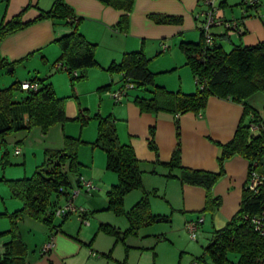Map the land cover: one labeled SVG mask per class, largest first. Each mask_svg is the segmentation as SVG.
<instances>
[{
  "label": "crops",
  "instance_id": "obj_1",
  "mask_svg": "<svg viewBox=\"0 0 264 264\" xmlns=\"http://www.w3.org/2000/svg\"><path fill=\"white\" fill-rule=\"evenodd\" d=\"M53 2L54 0H0V22L12 19L26 7L22 19L33 20L42 11L49 10ZM66 2L73 7L76 15L82 18L79 24L80 31L89 41L98 45L96 59L102 68L110 66L114 61L120 62L126 52L140 50L139 47L149 52L158 49L157 53H166L171 48L167 43L179 46L182 41H199L207 10V5L201 0H135L133 9L128 14V29L124 32L117 27L123 11L100 0H66ZM217 5L218 16L236 24V27L229 28L226 25L211 27L210 32L216 43L222 44L229 51L235 44L254 45L264 42V0L247 9L243 5V0H217ZM154 16H171L178 20L160 23ZM72 31L73 26L70 24L56 22L51 18L41 19L5 36L0 42V54L8 61L14 62L11 71L21 68V75L26 77L23 82L18 81L21 84L37 77L47 78L54 87L51 76L55 67L57 71L64 70L59 69V63H56L61 50L55 40ZM164 45H167L166 49ZM174 61V67H178L179 58ZM150 63V70L157 73L150 67ZM97 70L93 69L91 73L89 71L86 73L88 78L86 82L89 81L92 85L91 90H83L85 82L82 81L74 88L76 89L74 94H66L68 97L65 101L66 116L77 118L80 108L86 113H93L89 105L81 107L85 102L76 97L91 96L89 94L101 97L98 114L104 117L110 116L116 125L120 142L129 143L134 147L137 157L142 161L143 183L157 188L158 191L156 196L150 197L151 210L154 214L166 215L169 221L164 222L166 226L160 230L153 226L150 230L148 227H146L148 229L140 228L124 241L120 240L101 231L99 227L101 224H109L125 231L129 228L127 217L125 216L127 220L125 222L123 219L109 217L107 215L109 213L101 214L108 208V202L103 203L99 194L93 195L81 191L75 203L78 206L83 205L88 210L86 217L88 223H82L76 213L69 215L65 220L59 222L56 220L57 224H62L55 229H50L46 224L29 215H24L18 220L16 232L21 242L16 243L15 247L12 246L10 256L21 258L24 264H165L160 263L157 257V254H160L156 252L157 244L170 241L176 244V237L180 233L184 234L187 221L203 216L204 223L199 232L211 230L212 233L213 229L223 228L241 208L244 189L249 185L250 179V162L245 157L234 155L225 161V172L213 188L214 195L221 198V204L213 214L205 210L207 193L204 186L183 183L178 177H168L170 172L179 174V170H172L168 166L154 162L158 158L163 162L170 161L175 149L180 145L183 166L218 172L221 145L233 139L244 116L242 104L230 99L210 96L203 112H188L177 117L178 135L175 115L142 111L134 102L136 95L144 93L139 89L130 90L119 102L114 101L109 96L108 90H117L123 85V74L118 72V77L111 74L109 80L107 75ZM74 74L80 75L78 70ZM163 78L158 77V84L172 91L181 90L191 93L197 89L194 76L196 88L193 90L189 82L176 89L175 82ZM113 85L117 86L113 88ZM22 92L26 94L25 91ZM77 100L80 105L77 104ZM248 121L249 117L246 118V122ZM152 127L155 131L154 141L158 155L149 146ZM253 127L256 126H252V129H255ZM7 138L5 137L4 142L0 143V165H3L2 171L0 167V217H5L0 218V246L9 245L13 241L11 229L14 225L10 214L23 207V201L14 196L8 181L31 176L27 168L24 174L16 169L10 171L9 168L6 169L5 164L13 161ZM27 140L28 137L22 138L20 141H15L14 145L25 143ZM60 143L62 142L45 144L44 162L45 150L62 149ZM14 147L20 148L18 145ZM15 151L16 149L13 151L14 155L23 154L25 163L29 161L28 154L23 153L22 148L19 154ZM39 152L36 150V155ZM3 179L8 185L2 182ZM88 179L94 182L91 176ZM130 195H126L124 200L126 211L136 203L129 208L128 198L130 202L135 198L138 199L137 201L141 199V195L140 197L139 195L130 197ZM61 202L64 203L63 199ZM150 236L153 238L152 242L151 239L150 241L147 239ZM49 241H53L54 245L45 252L44 245ZM195 259L196 256L189 264Z\"/></svg>",
  "mask_w": 264,
  "mask_h": 264
},
{
  "label": "trees",
  "instance_id": "obj_2",
  "mask_svg": "<svg viewBox=\"0 0 264 264\" xmlns=\"http://www.w3.org/2000/svg\"><path fill=\"white\" fill-rule=\"evenodd\" d=\"M100 1L123 11L117 27L120 31H127L128 14L132 11L135 0ZM26 9L27 7L8 21L0 22V42L5 36L33 22L51 18L56 22L73 26L72 32L55 40L61 50L57 60L61 65L59 69L67 70L70 75L76 70H83L82 75H75L71 79L74 82L86 77L89 68L99 65L96 59L97 44L89 41L80 31L79 24L82 18L76 15L66 0H54L49 10L42 11L37 18L30 21L22 19ZM154 18L160 23L178 20L171 16ZM201 36L199 41H182L179 44L186 65L190 67L196 80L197 89L194 92L172 91L157 84L156 73L150 70V58L143 49L126 52L120 62L111 63L108 71L122 73L124 82L131 79L136 85L134 89L149 92L134 97V102L144 112H165L175 115L176 118L188 112L200 113L206 108L210 96L230 99L244 106V116L233 139L221 145L218 172L183 166L180 145L175 149L170 161L163 162L158 158L154 164L179 170V174L170 172L168 177H178L183 183L204 186L207 193L205 210L213 214L221 204V198L214 195L213 188L225 172V161L234 155L248 159L249 177L251 172L255 171L261 176V183L256 189L246 186L239 211L223 228L212 230L203 255L196 257L194 261L200 264H226L229 261V254L232 253L237 258L233 264H264V236L255 229L251 221L253 216L264 215V121L259 112L247 101L253 93L259 90L264 92V42L254 45L235 44L228 51L215 41L211 45L207 44L204 29ZM13 64L14 62L8 61L0 54V70L12 67ZM30 82L38 83V89H22L18 81L0 89V143L4 142L10 133L23 129L31 130L34 126L41 127L46 134L51 126L64 123L68 119L65 113L66 98L57 95L47 78L34 77ZM17 91H25L26 94L16 99ZM95 117L99 120V126L94 145L106 152L107 167L118 175L117 184L108 192V210L117 215H125L129 221V228L125 231L109 224H101L100 230L124 241L126 237L135 234L144 226L168 222L169 217L154 214L151 210L150 197L157 195L155 189L145 190L143 197L129 211L124 209V198L128 193L137 189L144 190L142 161L137 157L131 144L120 142L116 125L110 116L97 114ZM77 119L85 122L89 115L80 108ZM176 124L179 135L178 118ZM252 126L256 128L252 129ZM150 132L149 146L158 155L154 127ZM78 143V139L65 135V146L62 149L47 148L45 162L32 176L8 181L14 196L23 201V207L10 214L14 225L11 229L13 241L4 246L5 255L0 256V264H24L21 258L10 256L12 246L15 247L16 243L21 242L16 229L18 220L24 215L46 224L50 229L62 224L56 223L55 210L62 205L61 200L65 201L74 187L63 166L69 162L71 170L78 169ZM79 177L76 178L77 184Z\"/></svg>",
  "mask_w": 264,
  "mask_h": 264
},
{
  "label": "rangeland",
  "instance_id": "obj_3",
  "mask_svg": "<svg viewBox=\"0 0 264 264\" xmlns=\"http://www.w3.org/2000/svg\"><path fill=\"white\" fill-rule=\"evenodd\" d=\"M199 40V38L197 39ZM171 48L165 53V52H159L158 49H153V51L149 52L146 51L144 48V52L146 53L147 57L151 58L150 67L154 69L156 73L155 81L158 84V77H164L163 79L168 80L169 82H175L177 84V87H174L176 89H180L181 86H183L184 83L189 82V86L192 88L191 90L195 89V82L193 78L192 71L188 65H186V60L184 53L180 49L178 45L175 44H169ZM98 46V45H97ZM141 46V45H140ZM140 50L142 47H139ZM179 58L178 67H174L175 65V59ZM182 62V63H180ZM58 63V61L56 62ZM55 64V63H54ZM56 65V64H55ZM109 66V65H108ZM108 66L102 68V65L91 67L87 70L89 73L90 71L95 69L97 71H101L103 75H107L109 77V80H111V74L115 77H118V72H109ZM21 69V68H20ZM17 69L15 71H9L8 68L4 70H0V88H7L10 85H12L16 81H22L26 78L21 75V70ZM57 68L55 67L53 74L51 76V80L54 84L55 91L59 97L64 96L66 99V94H74L75 90L74 88L77 87V84L80 82L83 83L84 87L83 90H91L92 85L89 84L87 76L83 79L75 80L74 82L71 80L75 76L74 72L73 75H70L67 70H60L57 71ZM80 75L84 73L83 70H78ZM100 73V72H97ZM23 77V79H22ZM30 78V77H28ZM117 85H113L112 87L115 88ZM140 92L149 93L147 91L139 90ZM103 92H106V90H103ZM96 93H99L96 91ZM25 94L22 91H17L15 94V98L18 96H22ZM91 96L88 97H76L77 99H81L82 102H85V105H82L81 107L84 108V106L89 105L93 111L92 114L88 113L89 119L85 122L77 119V118H69L67 117V121L64 123H57L50 127L48 132L46 134L43 133L41 127L34 126L31 130H19L10 133L6 136L7 143L9 145V149L11 151V159L13 158L12 162H8L5 165L7 166L8 171L16 169L17 171H20L24 174L26 168L29 169V176L33 175V172L35 169L39 168L43 163V152L45 144H48L49 142H58L63 147L65 146V135L70 136L72 138L78 139V149H77V159L79 161V166L76 171L71 170L69 166V162H67L63 166V170L68 174L69 178L73 182V186L76 187V178L77 176H85V177H92L95 183V189L91 192V194L96 195L99 194L102 196L103 203L108 202V192L112 188L114 184H117L118 182V175L114 171L110 170L107 167V154L106 152L98 147L95 146L94 143L98 136V126H99V120L95 117L100 110V103H101V97H97L96 95L89 94ZM264 92L259 90L255 93H253L250 97H248L247 101L250 103L262 116L264 119ZM87 96V94H85ZM103 99H111L110 97H102ZM77 104L80 105L79 100H77ZM84 104V103H83ZM28 137V140L25 141V143H19L15 144L18 145L20 148H22V152L25 154H28L29 161L27 163L24 162L23 154L22 155H14L13 151L16 149L14 147V142L17 140H22ZM26 144V145H25ZM5 147V146H4ZM36 150H39V154L36 155ZM1 171L3 165H0ZM94 174V175H93ZM24 176V175H23ZM2 182L5 185H8V183L3 179ZM73 187V188H74ZM157 190V188L151 187L149 184H144V190L143 189H137L133 190L132 192L128 193L130 197L132 195H141L140 198L144 195V191H153ZM162 190V189H161ZM158 192V191H157ZM160 193V192H159ZM90 194V195H91ZM127 194V195H128ZM126 197V196H125ZM129 197V196H128ZM127 201V206L131 208V206L137 202L138 199H133V201L130 202V198ZM99 200V199H98ZM105 200V201H104ZM125 200V198H124ZM100 201V200H99ZM63 203V202H62ZM83 206V205H82ZM124 204V209L125 208ZM128 208V209H129ZM107 210V211H106ZM103 210L101 214L109 213V217H112L114 219H123V221H127L125 218V215H117L113 211ZM110 211V212H109ZM0 218H5L4 216ZM57 222L62 221V218L57 217ZM156 227L157 230L162 229V227H165L166 224L164 222H156L147 226L142 227L143 229H151V227ZM148 227V228H146ZM161 227V228H160ZM168 227V226H167ZM178 234V232H177ZM176 237V244L171 243H158L156 246V252L160 253L157 254V257L160 261V263L165 264H189V262L192 260L193 257H199L202 256L204 253L205 246L209 243L211 238V230H203L202 232L198 233V238L196 240L191 239L188 231L185 229L184 234L180 233ZM151 237V236H150ZM152 242V237L151 238ZM155 238V237H154ZM1 242V241H0ZM237 258L234 256V254H229V261L226 264H233V262H236Z\"/></svg>",
  "mask_w": 264,
  "mask_h": 264
},
{
  "label": "built area",
  "instance_id": "obj_4",
  "mask_svg": "<svg viewBox=\"0 0 264 264\" xmlns=\"http://www.w3.org/2000/svg\"><path fill=\"white\" fill-rule=\"evenodd\" d=\"M261 0H243L244 7L249 8L256 4H258ZM201 2L205 5H207V10L205 11V25H204V31H205V42L209 45L213 44L214 38L213 35L210 32V28L217 25H226L227 27L231 28L232 26L236 27V24H232L229 21L223 20L220 16H218V5L217 0H201ZM235 23V22H234ZM167 48V45H164V49ZM61 65L59 64L58 67ZM22 89H34L37 90L39 87V84L36 82H24L21 84ZM135 83L128 79L126 80L123 85L117 89V90H108L109 96L116 102L121 101L124 99L128 92L135 88ZM256 128V127H253ZM21 151L20 149H17L15 151L16 154H19ZM249 179V186L252 189H256L257 186L261 183V176L255 172L252 171L250 174ZM95 183L84 176L79 177V181L76 187H74L69 196L66 198L64 203L56 208L55 215L56 218L60 217L63 218L67 215H71L76 213L78 215V218L82 223H88L87 221V214L88 210L83 206H78L75 203L76 197L79 195L81 191H86L88 193H91L95 189ZM251 221L253 222L255 229L264 236V215H257L251 217ZM204 223V217L200 216L195 219H191L187 221L185 227L188 231L191 239L196 240L198 238V233L200 230L201 225ZM54 243L53 241H49L44 245L43 250L45 252L49 251L53 247ZM5 247L0 246V256L4 257L5 255ZM192 264H200L198 261H193Z\"/></svg>",
  "mask_w": 264,
  "mask_h": 264
},
{
  "label": "water",
  "instance_id": "obj_5",
  "mask_svg": "<svg viewBox=\"0 0 264 264\" xmlns=\"http://www.w3.org/2000/svg\"><path fill=\"white\" fill-rule=\"evenodd\" d=\"M8 69H9V71H11V70H13V67H9Z\"/></svg>",
  "mask_w": 264,
  "mask_h": 264
}]
</instances>
